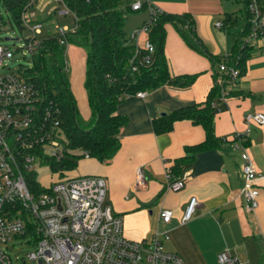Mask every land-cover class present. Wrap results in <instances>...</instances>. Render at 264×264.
Listing matches in <instances>:
<instances>
[{"label": "crops", "instance_id": "obj_1", "mask_svg": "<svg viewBox=\"0 0 264 264\" xmlns=\"http://www.w3.org/2000/svg\"><path fill=\"white\" fill-rule=\"evenodd\" d=\"M150 3L162 12L191 17L197 34L194 41L204 52L190 45L170 22L165 24L164 50L172 77L196 74L195 80L189 85L167 83L144 91V96L122 101L119 113L129 120L121 130V147L116 156L110 163L84 157L79 169L71 170L70 174L105 177L107 201L123 216L124 234L132 240H150L159 229L169 234L168 238H162L165 248L181 254L186 264H220L219 254L223 251L239 258L238 264H264V125L246 121L249 112L264 113V39H255L248 45L240 77L225 85L227 107L217 111L212 122L218 145L196 148L207 138L203 123L178 119L173 120L168 130L157 131L155 126L171 123L169 116L187 105L207 101L220 62L236 50L246 22L245 2L150 0ZM142 10L148 11L150 17L148 8ZM38 15L48 16L43 12ZM219 21L222 26L217 25ZM180 27L188 30L185 24L180 23ZM148 38V33H141L137 44L144 46ZM86 58L67 63L79 114L88 120L92 110L85 86ZM248 127L251 131L241 140L258 170L260 196L256 213L245 210L241 195L244 185L241 148L233 145V135L245 133ZM178 159L183 161L177 177L184 178L185 184L175 191L167 187L166 172ZM139 169L146 179L141 186L136 184ZM192 197L198 200L196 211L183 223ZM163 208L174 212L170 223L160 221Z\"/></svg>", "mask_w": 264, "mask_h": 264}, {"label": "built area", "instance_id": "obj_2", "mask_svg": "<svg viewBox=\"0 0 264 264\" xmlns=\"http://www.w3.org/2000/svg\"><path fill=\"white\" fill-rule=\"evenodd\" d=\"M50 8L61 17L71 16L74 25H56L61 37L77 27V15L65 0H35L34 5L23 14V21L33 31L40 34L43 24L37 21L50 2ZM37 4V7H36ZM149 9L148 21L132 37L138 40L141 33L149 32L160 9L150 0H133L132 11ZM249 32L241 40V46L255 39H264V0H250L247 4ZM222 22H217L222 26ZM61 42H64L62 39ZM32 51L33 42L26 43ZM145 50L142 61L152 62L155 45L148 40L144 46L136 45V53L131 61ZM14 56V51L0 44V66ZM69 68V66H68ZM137 70L138 64L132 66ZM220 68L229 76L230 83L241 75L236 65L221 63ZM70 69V68H69ZM221 102L226 103L223 89ZM138 96H144L143 91ZM221 109H219L220 111ZM248 124L264 125V113L246 114ZM251 131L237 132L233 145L241 148V166L244 185L241 195L248 213H256L259 207L260 189L257 184L258 170L253 163L248 147L241 137ZM69 150L62 139L61 120L58 109L49 102L42 90L26 80L19 72H0V264H14L10 244L20 238L30 237L35 250L27 252L23 264L28 259L32 264H186L181 254L165 248L162 238L168 232L159 229L150 240H132L124 234L123 216L114 211L107 201V181L100 175L65 176L66 170H56L58 175L50 185L38 181L31 184L29 177L36 175L35 163L39 166L61 161ZM89 155L86 154V157ZM142 169L137 172L136 184L145 183ZM185 179L176 177L171 169L166 172L168 189L181 190ZM198 205L192 197L186 208L182 222L190 220ZM174 212L170 208L160 210V221L170 223ZM220 264H238L239 258L229 251L219 254Z\"/></svg>", "mask_w": 264, "mask_h": 264}, {"label": "trees", "instance_id": "obj_3", "mask_svg": "<svg viewBox=\"0 0 264 264\" xmlns=\"http://www.w3.org/2000/svg\"><path fill=\"white\" fill-rule=\"evenodd\" d=\"M35 0H0V3L12 21L22 30L28 27L23 21V14L34 5ZM66 4L76 12L77 27L61 37L56 25L60 21L55 19L51 24L47 20L57 16L55 12L42 17L43 28L40 34L30 36L26 43L33 42V65L26 68L23 74L26 80L32 82L43 91L47 100L58 109L61 120L62 139L69 149L65 157L54 162V170L75 169L78 160L86 157L96 158L101 162L110 163L121 147L120 134L129 118L119 113L120 103L137 96L138 92L158 88L161 85L172 83L189 85L194 82L196 74L172 77L169 72L165 55L166 23H172L179 28L190 45L204 52L197 38L193 21L189 15H173L160 11L156 20L149 28V39L155 45L152 62L142 61L145 50L131 61L136 53V39L128 35L125 29V19L132 11L133 0H65ZM247 14V4L244 0ZM147 5L145 4V9ZM1 13V11H0ZM41 18V17H40ZM180 23L188 26L185 31ZM73 25V22L70 24ZM249 32L248 16L234 53L226 57L229 66L236 65L242 73L246 49L249 44L241 46V40ZM64 42H61V40ZM75 43L86 46V81L92 116L88 123L82 122L75 96L70 87V75L66 59V46ZM218 61V58H215ZM220 61V59H219ZM138 64L137 70L132 66ZM216 64V63H215ZM221 65V64H220ZM215 83L212 86L208 99L203 104H190L170 115L171 123L156 125L157 131L168 130L173 120L190 119L201 122L206 127L207 138L203 144L196 146L214 147L218 141L214 138L212 122L214 114L219 109L224 110L227 105L219 104L223 89L230 83L229 76L221 68L216 71ZM183 159H178L171 169L177 177ZM31 184L38 185L37 174L29 177Z\"/></svg>", "mask_w": 264, "mask_h": 264}, {"label": "rangeland", "instance_id": "obj_4", "mask_svg": "<svg viewBox=\"0 0 264 264\" xmlns=\"http://www.w3.org/2000/svg\"><path fill=\"white\" fill-rule=\"evenodd\" d=\"M56 5V2L52 1L49 3V6L42 11L43 14H49L50 8L54 7ZM37 7V4H36ZM241 7V6H239ZM38 8V7H37ZM0 44H3L9 48H11L14 51V56L12 58H9L6 61V66H0V72L1 73H9V72H19L22 73V75L25 73L26 68L28 66L33 65V52L29 49L28 46H26V39L30 36H32L33 31H31L30 28H27L26 30H22L20 26L12 21L10 22V19L7 15V12L4 10L0 3ZM148 11L146 10H140V11H129L128 16L125 19V29L127 31L128 35H132L133 31H135L140 25L143 24V22L148 19ZM148 16V17H147ZM71 16L61 17V16H55L53 19L47 20V24H51L55 19H58L61 24H71L74 21H72ZM42 18L40 16L36 18L37 21H41ZM240 29V23L238 24ZM231 29V27L229 28ZM237 30V29H235ZM6 37H11L12 39L7 40ZM66 59L69 61H75L78 58L81 57H87L88 56V50L86 46H80L75 43L68 44L66 46ZM87 59V58H86ZM222 61L223 57L220 58ZM224 61V60H223ZM222 61V62H223ZM219 63V62H217ZM220 66V65H219ZM71 70H68V74L71 75ZM82 122L88 123L90 119L86 120L81 115ZM75 167V171L79 169L80 166V160L77 161ZM35 171L37 172V179L38 181L43 185H50V183L57 178V172L53 169L51 163H45L41 166H39V162L35 163ZM71 169H68L64 172L65 176H69ZM72 173V172H71ZM27 238H20L14 241L10 244L11 249L9 250L13 259L14 264H23L24 258L22 256L26 255L27 252L35 250V246L30 244L29 239ZM25 264H32L31 261L28 259L26 260Z\"/></svg>", "mask_w": 264, "mask_h": 264}, {"label": "water", "instance_id": "obj_5", "mask_svg": "<svg viewBox=\"0 0 264 264\" xmlns=\"http://www.w3.org/2000/svg\"><path fill=\"white\" fill-rule=\"evenodd\" d=\"M7 40L12 39L11 37H6Z\"/></svg>", "mask_w": 264, "mask_h": 264}]
</instances>
